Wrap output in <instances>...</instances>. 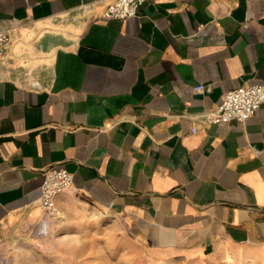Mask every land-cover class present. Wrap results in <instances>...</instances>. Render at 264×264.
<instances>
[{
    "label": "crops",
    "instance_id": "1",
    "mask_svg": "<svg viewBox=\"0 0 264 264\" xmlns=\"http://www.w3.org/2000/svg\"><path fill=\"white\" fill-rule=\"evenodd\" d=\"M114 1L0 0L13 34L0 258L42 220L56 168L167 258L264 244V104L245 124L202 119L227 92L264 84V0H147L137 17L103 20Z\"/></svg>",
    "mask_w": 264,
    "mask_h": 264
},
{
    "label": "rangeland",
    "instance_id": "2",
    "mask_svg": "<svg viewBox=\"0 0 264 264\" xmlns=\"http://www.w3.org/2000/svg\"><path fill=\"white\" fill-rule=\"evenodd\" d=\"M57 198L58 215L26 228L0 264H264V244L219 248L205 257L170 259L148 247L114 210L72 188ZM59 196V197H60Z\"/></svg>",
    "mask_w": 264,
    "mask_h": 264
},
{
    "label": "built area",
    "instance_id": "3",
    "mask_svg": "<svg viewBox=\"0 0 264 264\" xmlns=\"http://www.w3.org/2000/svg\"><path fill=\"white\" fill-rule=\"evenodd\" d=\"M147 0H115L109 4L101 16L103 20H127L137 17L140 8ZM13 54L12 28L0 27V80L4 78ZM40 87L39 85H37ZM204 92L205 88H195ZM264 104V84H254L239 87L227 92L217 108L206 112L203 122L211 125H223L231 122L245 124L254 118ZM197 128H193L195 133ZM73 186V176L65 168L48 171L43 178L40 206L44 212L45 221L58 215L57 198Z\"/></svg>",
    "mask_w": 264,
    "mask_h": 264
}]
</instances>
